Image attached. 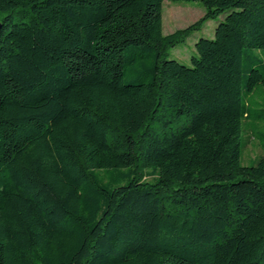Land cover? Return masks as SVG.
<instances>
[{
    "label": "trees",
    "instance_id": "obj_1",
    "mask_svg": "<svg viewBox=\"0 0 264 264\" xmlns=\"http://www.w3.org/2000/svg\"><path fill=\"white\" fill-rule=\"evenodd\" d=\"M165 1L205 15L164 34ZM0 21V264H264V154L242 162L264 0H0Z\"/></svg>",
    "mask_w": 264,
    "mask_h": 264
},
{
    "label": "rangeland",
    "instance_id": "obj_2",
    "mask_svg": "<svg viewBox=\"0 0 264 264\" xmlns=\"http://www.w3.org/2000/svg\"><path fill=\"white\" fill-rule=\"evenodd\" d=\"M205 15L204 7L199 2H164V34H173L177 30L185 29L197 22H199ZM226 14L220 16L217 19L209 20L195 30L185 40L184 43L170 49L169 59H176L181 63L191 66V59L193 56H197V50L195 47L196 42L200 38H214L215 29L219 23L224 20ZM259 105H264L263 101V89L258 87L255 93L252 95ZM263 127L259 128L262 130ZM244 140L247 142L244 153L242 156V162L244 165H250L257 158L263 156V149L258 140L255 139L253 133V126L246 122L244 129Z\"/></svg>",
    "mask_w": 264,
    "mask_h": 264
},
{
    "label": "water",
    "instance_id": "obj_3",
    "mask_svg": "<svg viewBox=\"0 0 264 264\" xmlns=\"http://www.w3.org/2000/svg\"><path fill=\"white\" fill-rule=\"evenodd\" d=\"M1 29H2V22L0 21V31H1Z\"/></svg>",
    "mask_w": 264,
    "mask_h": 264
}]
</instances>
